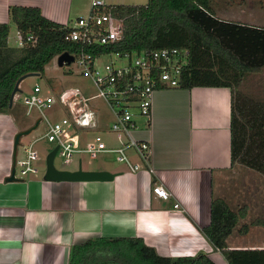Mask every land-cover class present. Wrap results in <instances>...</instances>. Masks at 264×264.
<instances>
[{
	"label": "crops",
	"instance_id": "0c3cea01",
	"mask_svg": "<svg viewBox=\"0 0 264 264\" xmlns=\"http://www.w3.org/2000/svg\"><path fill=\"white\" fill-rule=\"evenodd\" d=\"M102 1L107 6L148 3ZM244 1L237 2L239 8ZM225 4L230 2L225 0ZM250 5L255 8L253 1ZM13 6L39 8L46 19L72 27L78 18L89 15L92 0H0V24L11 25L9 10ZM214 10L222 21L249 25L220 17ZM231 111L230 88L156 90L149 126L138 123L134 136L149 144V163L132 155L140 166L138 171L127 165L124 170L96 171L115 175L104 182L46 181L40 171L7 182L20 128L15 114L0 113V264H68L74 245L95 238H138L162 257L206 254L215 264H228L202 229L210 225L213 197H221L230 205L226 195L216 196V192L222 182H229L227 177H233L229 175L233 170ZM118 144L115 137L108 143L111 148ZM245 169L240 170L241 179L256 173ZM156 185L169 192V200L153 193ZM238 199L245 201L248 214L229 237V248L264 250V226H250L247 234L239 233L242 226L264 220V194Z\"/></svg>",
	"mask_w": 264,
	"mask_h": 264
},
{
	"label": "trees",
	"instance_id": "16d2710c",
	"mask_svg": "<svg viewBox=\"0 0 264 264\" xmlns=\"http://www.w3.org/2000/svg\"><path fill=\"white\" fill-rule=\"evenodd\" d=\"M106 12L123 20V34L112 46L97 47V56L188 49L189 62L181 72L179 89L232 90V166L239 163L264 177V98L246 97L237 90L247 75L264 70V28L220 20L213 0H148L141 6H108ZM9 17L17 33H32L38 41L11 47L10 25L0 24V113L11 111V96L21 79L30 74L44 76L56 57L76 54L78 49L66 41L70 28L46 19L39 8L13 6ZM247 214V206L233 210L225 199H212L211 222L202 233L228 264H264V250H232L228 246L229 237ZM250 226H264V220L242 226L239 233L247 234ZM68 264L215 263L206 254L162 257L138 238H95L74 245Z\"/></svg>",
	"mask_w": 264,
	"mask_h": 264
},
{
	"label": "built area",
	"instance_id": "2783aa9c",
	"mask_svg": "<svg viewBox=\"0 0 264 264\" xmlns=\"http://www.w3.org/2000/svg\"><path fill=\"white\" fill-rule=\"evenodd\" d=\"M108 6L102 0H92L88 16L78 18L70 28L66 41L78 46L72 54L76 66L81 69V76L90 82L91 94L87 96L82 89L68 88L52 92L51 88L35 84L26 95L24 106L27 115L32 111L40 112L39 120L46 123V132L23 147L21 158L16 157L15 178L24 179L37 174L40 158L36 146L41 141L58 148L56 158L70 164L77 157L82 164V157L96 159L101 154H116L117 160L127 165L133 172L140 166L131 158L148 164L151 156L149 144L135 139L133 131L138 128V119L144 118L149 126L152 115L153 96L160 88H178L183 68L188 65V49H163L141 51L137 53L110 52L111 61L98 65L100 56L95 54L98 47H110L119 41L123 34V20L106 12ZM37 37L28 33H17V47L35 45ZM21 85V84H20ZM13 98V105L21 98V86ZM101 101L109 113L110 120H101V106L94 101ZM16 102V103H15ZM63 108L68 115L51 121L49 112ZM105 122L106 129H102ZM106 135H113L119 144L111 148ZM153 193L163 200H169L170 194L162 186H154ZM175 209H179L175 205Z\"/></svg>",
	"mask_w": 264,
	"mask_h": 264
},
{
	"label": "rangeland",
	"instance_id": "374dc122",
	"mask_svg": "<svg viewBox=\"0 0 264 264\" xmlns=\"http://www.w3.org/2000/svg\"><path fill=\"white\" fill-rule=\"evenodd\" d=\"M230 4L226 5L225 0H213V7L217 10V13L220 17H226L228 20L234 22H241L245 24H256L264 26V0H245V4L242 8L237 2L239 0H227ZM254 2L253 8H250V2ZM237 3V4H236ZM240 3V2H239ZM250 8V9H249ZM221 10V12H220ZM254 10V11H253ZM84 16H88L84 15ZM17 27L14 24L10 25V36H9V45L11 47H17ZM20 50V49H19ZM56 57L47 67L44 76H28L21 82V98L17 100V103L13 105V109L10 111L16 115L17 121L19 123L20 132L27 130L33 127L39 118L41 113L37 110L32 111L30 115H27V109L24 106V99L26 95L34 88L35 84H40L41 86H48L51 88L52 92H58L61 89L68 88H79L89 96L91 94L90 82L81 76V69L75 64L65 65L60 68L58 66ZM111 61V58L108 55H102L97 59L98 65H102ZM242 95L249 96L251 95L254 98H264V70L260 74H249L245 77L243 83L237 89ZM94 103L97 106H101V113L99 115L101 120L108 119L110 120L109 113L107 109L103 107L101 101L95 100ZM51 118H59L65 115H68V112L63 108H58L55 111L49 112ZM140 127L145 126V119L140 118L137 120ZM108 124L105 122L102 129H106ZM46 132V123H40L39 127L29 136H26L21 139L20 145L18 147V157L21 158L23 154L24 145L29 144L34 139L41 138ZM136 131H133L135 136ZM107 142L111 144L114 140L113 135H106ZM36 148L41 152V158H39L38 165L41 176H44L46 172V156L48 152L53 148V144H50L45 141H41ZM76 158L70 164L63 163L62 160L57 157L54 161V165L59 170H68L75 171L79 169V164ZM138 159V158H136ZM82 170L84 171H105V170H124L127 166L124 163H121L117 160L116 154L113 153H104L101 154L96 159H90L88 157H82ZM246 170L245 167H242L239 163H236L233 167V170L229 172V175H233L227 180L229 182H222L220 186L217 187L216 196L220 194L227 196L230 206L234 209H239L243 207L246 203L245 201L241 202L238 198L243 196H257L264 194V180L263 176L259 173L249 174L244 179L240 178V170ZM16 172H19V168H16ZM238 174V176H236ZM235 178V179H234ZM225 181V179L223 180ZM237 195V196H236ZM238 197V198H237Z\"/></svg>",
	"mask_w": 264,
	"mask_h": 264
},
{
	"label": "water",
	"instance_id": "95a60500",
	"mask_svg": "<svg viewBox=\"0 0 264 264\" xmlns=\"http://www.w3.org/2000/svg\"><path fill=\"white\" fill-rule=\"evenodd\" d=\"M58 66L60 68L64 67L65 65H71L74 62V57L69 53H64L60 55L57 58ZM28 76H36L34 74H30ZM26 76V77H28ZM24 77L21 79L11 96L9 107H13V98L15 94L18 92V86L21 84V82L26 78ZM40 120L37 121V123L24 131L19 132L14 141V159H13V169L11 172V175L7 178V182H14L17 181L15 178V163H16V155H17V149L20 145V141L22 138L31 135L40 125ZM58 148H55L53 151H51L47 158H46V172L44 179L46 181H53V182H97V181H111L114 179L115 175L111 174L109 172H96V171H84L82 170V167L80 166L77 171H68V170H59L55 167L54 161L57 154Z\"/></svg>",
	"mask_w": 264,
	"mask_h": 264
}]
</instances>
